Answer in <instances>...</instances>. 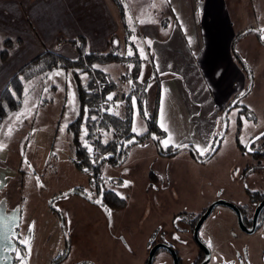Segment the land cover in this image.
<instances>
[{
  "label": "rangeland",
  "instance_id": "374dc122",
  "mask_svg": "<svg viewBox=\"0 0 264 264\" xmlns=\"http://www.w3.org/2000/svg\"><path fill=\"white\" fill-rule=\"evenodd\" d=\"M62 1L43 0L45 13L27 23L46 43L42 53L74 59L64 49L69 45L53 41L90 35L92 20L89 11L75 15L74 5ZM104 1L118 26L106 51L120 49L138 61L136 69L134 63L98 67L112 79L132 73L104 110L121 115L120 95L144 90L142 114L151 116L159 100L157 122L168 136L129 145L118 163L104 161L98 173L80 172L67 131L79 115L71 71L25 82L22 106L0 125V264H52L65 250L60 264H143L151 242L172 244L183 264H192L197 244L190 232L167 234L171 216L197 214L216 201L250 204L246 190L264 192V158L252 156L264 154V0H124L125 28ZM184 17L179 38L175 29ZM166 52L172 61L180 58L184 74L166 70ZM142 114L133 98L136 137L148 131ZM166 147L179 150L166 157ZM103 190L123 198L125 207L98 203ZM198 236L212 256L208 264H264V223L248 235L229 208L217 206ZM162 260L171 264L163 251L154 264Z\"/></svg>",
  "mask_w": 264,
  "mask_h": 264
},
{
  "label": "trees",
  "instance_id": "16d2710c",
  "mask_svg": "<svg viewBox=\"0 0 264 264\" xmlns=\"http://www.w3.org/2000/svg\"><path fill=\"white\" fill-rule=\"evenodd\" d=\"M110 1L118 10L119 20L125 28L126 8L124 0ZM112 39L111 36L108 45ZM56 41L69 45L75 51L76 58H66L58 53L45 50L20 67L0 92V125L8 115L18 111L22 106L25 95V82L32 81L40 76V78L45 77L56 70L64 72L70 70L75 84L79 115L69 124L67 131L71 135L76 157V160L73 159L72 161L78 171L95 173L94 169L104 161H118V158H121L127 151L125 145L133 140H136V143H141L147 137L152 136L156 144H159L160 141L165 139V132L158 126L157 122L159 100L158 106H155L151 116L142 114L145 101L144 90L132 88L120 95L123 104L121 115L104 110L105 104L114 101L113 98H111L112 100L109 99V95L118 96V91H120L122 85H126L127 81L132 78V73H125L117 79H112L98 67L110 64L126 65L127 63H134L136 69L137 60L127 57L120 49L90 52L83 36H77L73 39L59 36ZM20 44V40L13 42L5 39L2 42L3 49L0 52V61L5 62L9 56V51L15 45ZM133 98L137 100L140 113L143 115L148 129L144 135L137 137L130 133ZM240 113L247 114V108H242ZM246 117L249 120L251 119V116L247 115ZM238 129H240V125ZM105 135L110 137L106 142L103 140ZM166 148L164 153L166 157L174 155L179 150L173 147ZM252 197L257 203L264 198V195H254ZM102 204L111 208H123L126 202L114 192H108L104 193ZM67 255L68 251L65 250L62 256L55 260L56 263H60Z\"/></svg>",
  "mask_w": 264,
  "mask_h": 264
},
{
  "label": "crops",
  "instance_id": "0c3cea01",
  "mask_svg": "<svg viewBox=\"0 0 264 264\" xmlns=\"http://www.w3.org/2000/svg\"><path fill=\"white\" fill-rule=\"evenodd\" d=\"M54 1L56 3L63 4L62 0ZM64 3L68 5H74V8L71 12L75 15L81 14L82 11H85V13L89 11V19H91L92 21L91 25L88 23L86 24L88 29L90 28V30H92V33L96 34L94 35L91 33L90 35H88L84 32H81L68 35L67 37L74 38L77 36H83L86 40L87 47L98 46L96 48L99 49H95L91 52L102 51L103 49L101 48L104 47L106 48L104 51H106L109 39L111 38V36L113 38L118 26L105 1L90 0L89 2L85 3V6L79 5L80 0L71 2H67L65 0ZM45 6L46 4L43 2V0H0V52L3 49L2 42L5 39H10L12 41L20 39L22 41V44L20 46H14L9 51V56L5 62L0 61V92L6 86L9 78H11V76L18 70L19 67L30 61L32 57L42 53L41 51H43V48L46 47V43L43 42L42 36L40 34L38 36L37 34L38 37H36L32 32L31 27L27 23V21L32 20V14H35L37 12L45 13ZM79 6H81L83 9L80 12L74 11V9ZM37 15L39 14H35V17ZM185 18L186 17H184L182 21L179 22L177 28L175 29L176 33L178 34L177 37L179 38H181V35L180 33H178V30H183V26H185ZM69 24L71 23L64 22V27L68 28ZM34 26L38 27L36 21L34 22ZM60 32L65 34L64 29H62V31ZM233 35L234 34H232L231 32L230 39ZM56 40L57 39L55 38V40L53 41L54 44L57 42ZM230 41L232 42V40H229V42ZM42 42L44 45L42 44L41 46ZM109 45L112 46V42H110ZM64 49L67 50V53H71L72 51H74L71 47L64 46ZM59 53L61 52L59 51ZM166 54L168 55V62L170 64L166 70H170L173 67L177 72L184 74L186 70H182L178 65L180 58L176 61H172L171 54L169 52H166ZM248 114L249 111L246 116ZM162 125L163 124L161 123L160 117H158V126L165 132V138H167V130L164 125L163 127Z\"/></svg>",
  "mask_w": 264,
  "mask_h": 264
},
{
  "label": "flooded vegetation",
  "instance_id": "af4514ba",
  "mask_svg": "<svg viewBox=\"0 0 264 264\" xmlns=\"http://www.w3.org/2000/svg\"><path fill=\"white\" fill-rule=\"evenodd\" d=\"M264 137V135L262 136V138ZM253 146V144H252ZM253 158H257L260 160L261 157L264 158V154L260 153V152H253L252 153ZM119 161H115L114 163H118ZM113 163V162H112ZM101 165V164H100ZM100 165L98 167H96V169H94V171H96L95 173H98L100 171ZM86 172V171H83ZM248 193V203L250 204H245V205H241V206H235L229 202V203L233 206H235L239 213L241 214V219H242V225L245 229L250 230L253 226V216H254V212L256 210V207L258 206V204L260 202H262L264 200V198L256 203V200L252 197L254 195L256 196H262L264 195L263 191H249L246 190ZM108 192H113V191H108V190H103L100 192L99 195V200L100 202L103 201V195L104 193H108ZM115 193V192H114ZM116 194V193H115ZM117 195V194H116ZM217 202V201H216ZM225 202V201H223ZM215 203V202H214ZM213 204V203H212ZM211 204V205H212ZM210 205V206H211ZM209 206V207H210ZM217 206H223L226 208H229L230 210H232L234 212V214L237 216V214L235 213V211L233 209H231L229 206H225V205H216L212 211L209 213V215L205 218V220L211 215V213L213 212V210H215V208ZM125 207V206H124ZM123 207V208H124ZM209 207L204 208L201 212L199 213H177V214H173L170 218L169 221V225H170V230L167 231V234H172L173 231H175L177 234H181L185 231L190 232L192 234V239L193 241L197 244V254L194 258V260L192 261V264H202V262L208 257V261L206 262V264H208V262L211 261L212 256L210 255L207 246H204L201 242V240L199 239L198 233L200 231V229L202 228L203 223L205 222V220L201 223V225L199 226L198 230H197V237L199 239L200 243H197L194 240V231L196 228V225L198 223V221L200 220V218L205 214V212L209 209ZM237 220L239 223V218L237 216ZM264 223V207L262 208V210L260 211V213L257 216V230L262 226V224ZM239 227L240 229L245 232L246 234H248L241 226L239 223ZM256 230V231H257ZM255 231V232H256ZM254 232V233H255ZM253 233V234H254ZM251 235V234H248ZM155 245H167L169 248L165 249V248H160L158 250H156V252L154 253L153 256V262L152 264H154L155 262V257L161 252H165V254L168 256L170 263L171 264H183L182 261V256L181 253L179 252V250L177 248H175L172 244L166 242V243H160V242H151L149 244V248H148V256L149 253L151 251V249L155 246ZM148 256L147 258L144 260L143 264H147V260H148ZM65 260V259H64ZM64 260H62L60 263H62ZM60 263H56V261H53L52 264H60ZM160 263V262H159ZM160 264H165L164 261L162 260V263Z\"/></svg>",
  "mask_w": 264,
  "mask_h": 264
},
{
  "label": "water",
  "instance_id": "95a60500",
  "mask_svg": "<svg viewBox=\"0 0 264 264\" xmlns=\"http://www.w3.org/2000/svg\"><path fill=\"white\" fill-rule=\"evenodd\" d=\"M137 141L136 140H133L129 143H127L125 145V149L129 146V145H132L134 143H136ZM98 203H100V200L98 201ZM216 205H225V206H229L231 209H233L235 211V213L237 214L238 218H239V223H240V226L248 233V234H253L256 230H257V216L258 214L260 213V211L262 210V208L264 207V200L262 202H260L258 204V206L256 207V210L254 212V216H253V226L250 230H247L243 227L242 225V219H241V214L239 213L238 209L229 204V203H226V202H223V201H217L215 203H213L209 209L205 212V214L200 218V220L198 221L197 225H196V228H195V231H194V240L197 242V243H200L199 242V239L197 237V230L199 228V226L201 225V223L205 220V218L209 215V213L212 211V209L216 206ZM160 248H165V249H168L169 247L167 245H155L150 253H149V256H148V260H147V264H152L153 262V256H154V253L156 252V250L160 249ZM208 261V257L202 262V264H206V262Z\"/></svg>",
  "mask_w": 264,
  "mask_h": 264
},
{
  "label": "snow or ice",
  "instance_id": "6c2138e0",
  "mask_svg": "<svg viewBox=\"0 0 264 264\" xmlns=\"http://www.w3.org/2000/svg\"><path fill=\"white\" fill-rule=\"evenodd\" d=\"M132 54H133V53H132V51H131V50H129V51H128V55H130V56H131ZM109 99H111V97H109ZM144 115H145V116H147V112H144ZM162 127H163V125H162ZM133 130L135 131V129H133ZM164 143H165V144H167V143H168V141H167V140H165V141H164Z\"/></svg>",
  "mask_w": 264,
  "mask_h": 264
}]
</instances>
